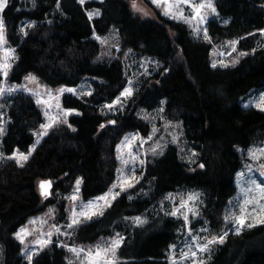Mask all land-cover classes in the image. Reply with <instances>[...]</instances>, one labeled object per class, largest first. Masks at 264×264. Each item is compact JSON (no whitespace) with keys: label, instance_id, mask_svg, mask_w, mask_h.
Returning <instances> with one entry per match:
<instances>
[{"label":"trees","instance_id":"trees-1","mask_svg":"<svg viewBox=\"0 0 264 264\" xmlns=\"http://www.w3.org/2000/svg\"><path fill=\"white\" fill-rule=\"evenodd\" d=\"M215 8L217 15L206 25L210 40H205L192 36L181 22L136 17L127 0L83 5L78 0H8L0 15L6 44L14 50L6 82L19 84L34 74L49 87L74 88L89 78L92 93L61 96V107L77 114L51 129L23 167L6 158L28 150L43 113L28 94L0 98V264H30L16 234L52 202L43 201L40 181L49 180L51 190L67 194L81 179L83 201L108 191L116 178V147L122 137L149 133V125L136 115L138 108L163 107L195 150L194 162L186 163L178 147L167 144L162 154L147 158L140 183L129 191L134 197L120 194L102 216L79 224L69 244L92 245L119 233L118 264H169L170 248L185 227L181 219L158 209L167 195L187 191L200 192L203 203L190 229L206 222L211 232H224V211L236 194L234 181L242 167L236 148L264 141V112L240 104L252 90L264 89V38L259 35L264 0H215ZM92 10L99 15L89 19L86 14ZM111 31L124 50L153 58L161 68L151 83L139 88L131 107L106 117L103 105L112 103L126 83L121 61H103L93 37ZM230 40H237V51L247 55L233 66L213 67L212 45ZM110 118L114 124L108 123ZM137 216H147L146 223L136 226L131 218ZM57 242L41 249L31 264H70L69 253ZM204 264H264V224L229 232Z\"/></svg>","mask_w":264,"mask_h":264},{"label":"rangeland","instance_id":"rangeland-1","mask_svg":"<svg viewBox=\"0 0 264 264\" xmlns=\"http://www.w3.org/2000/svg\"><path fill=\"white\" fill-rule=\"evenodd\" d=\"M86 1H89V0H85V2ZM95 1H101V0H95ZM127 1H128V5L132 13L136 17L142 20L149 19V20H154V21L160 20V17H161L164 19L181 22L188 27V29L191 32V35L194 37L204 36L203 29L206 28L208 21L213 19L217 15V11L215 14L209 12L207 21L204 24L200 25L201 31L199 33H196L193 31L192 26H190L189 24H186L181 20L170 19L169 17L164 16L162 14V8H158L155 5H153L151 0H137L138 7L143 9V12H147L148 15H144L143 12H138V11L133 10L132 0H127ZM213 3L215 5V0H213ZM95 11L96 10L88 11L86 15L88 16L89 12H95ZM190 13H191V10L185 7V14L188 15ZM97 16L98 15H93L91 19ZM193 24H195V22H193ZM259 35L261 36V39L264 38V35L261 34V31L259 32ZM93 37H94V40L98 42V44L100 45V56L99 57L103 61H107V62H111L115 60L121 61L123 65L124 76L126 79L124 89L125 88L132 89V95L130 97L124 98V97H121V94H120L118 97H121L122 103L113 107L111 110H109V108L106 107V105L108 104L103 105V111L106 117H113V116H116L118 113H121L125 111L127 108L132 106V100L134 99V96L139 90V88L143 84L152 82V80L154 79V76L158 74V72H160L159 70L161 68V64L153 58L139 57L135 55L134 53H132L131 51L124 50L122 47H120L116 34L113 31L109 32L105 36L94 35ZM97 37H99V39H97ZM231 41H237V40H230L228 42L212 45L211 58H210L211 65L215 63L216 67L226 68V67L221 66V61L224 64H227L228 65L227 67L237 64V63L233 64V61L239 60L242 57L240 55L241 52L237 51L236 49L237 43L235 45L236 50L233 51V46L230 44ZM8 49H12V48L7 46L6 41L5 43L0 44V62L3 61L4 52ZM13 57H14V53L11 54V57L8 61L9 63H11V61L13 60ZM0 76H1L0 87H3L5 89H8V88L14 89L12 92L5 91L2 95H0V98L8 94L22 92V93L30 95L35 100L36 103L38 99H40L41 101H44L39 104L37 103V105L40 107L43 113V120H44L43 124L49 123L48 117L45 116L46 111L48 112L49 116L59 115L60 121L55 123L52 128L48 129V132L54 127L66 124L62 122L65 118L64 112L62 110H66V109H63L60 105V99L64 93H70L73 96L78 97V98L87 97L89 96L87 93L89 92L92 93L91 79L89 78L84 79L78 86L71 88V89L76 90L75 93L65 91L63 94H60L59 90L61 88H65V89H69V88L49 87L43 84L34 74L26 75L19 84H8L5 80V77L2 71H0ZM29 76L34 77L35 80L32 81V80L27 79V77ZM129 81H131V84L129 83ZM262 94H264V89L252 90L247 96H245L240 101L242 108L244 109L252 108V109L261 111L259 108L256 107V103L259 101V98ZM57 103L60 105L59 108L56 107ZM245 105H247V107H245ZM135 112H136V115L143 122L149 125V133L147 134V136L144 137L138 132H128L122 137V139L120 140V142L118 143L116 147V155H117V160H118V169H122L123 173L118 172V169H117L116 178L113 184L117 183V177L121 176L122 174L131 176L133 174V170H134L136 179L139 181L138 183H140L141 176H142L141 174L142 168L144 167L145 162L147 161V158H149L150 156H155V155H159L160 153H162L167 144H173L177 146L180 151V156L182 160L192 165V163L194 162L195 156H196V152L190 145H188L183 140L182 129H181L180 124L172 120H168L166 118L163 112V107H159L157 109H154L153 111H147L145 109L138 108L135 110ZM261 112H264V111H261ZM73 114H77V113L72 111L70 115H73ZM111 120L112 118L109 119V121ZM2 124H3V115H0V128H2ZM109 124H112V123H109ZM43 131L44 130L40 126L34 132V142L28 148V150L23 153L26 154L30 149L33 148V146L36 149V147L40 144L42 139L46 136L44 135L41 137L38 135L39 133ZM1 134L2 133H0V135ZM173 136L177 137L175 141H173ZM149 137L151 138L149 139ZM125 138H128V139L126 140ZM38 139H39V143H37ZM128 143H131L132 145L131 148L127 147ZM157 145H159L160 147H157L156 154H153L152 149L156 147ZM255 148H264V141L255 143L247 149L236 148L237 152L242 157V167L239 170V172L236 174L235 181H234L235 186H236V194L232 199H230V201L227 204L228 206L226 207V211H224L225 213L224 215L225 222H223L224 232L221 235L211 232L209 227L205 225L206 222H204L205 224L201 225L196 230L190 229L191 222L197 219L198 217H200V209L203 204L202 195L200 192H194V191H187L183 193L175 192V193L167 195L164 201L161 202L158 210L163 213H170L180 207V203L182 199L187 200V197L190 194H193V193L198 194V199L193 202H190V206L194 207L196 211L199 213V215H193L192 213H187L186 209H181V212L178 213L177 217H174L176 219H181L183 221L185 232L181 236L179 242L175 245V247L170 248V251L168 254L169 264H171V259L177 260L179 264H192L191 257L188 260H182L180 257V253L188 251L189 247H191L193 251H197V245L206 244L213 237H217V238L219 236L225 237V233L228 234L229 232L236 233L237 226L235 224L233 217H238L241 215V208L244 206V200L246 198L258 197L259 195V193L256 191H253L252 193H248L247 196L245 195V190L247 188L252 187L250 180H255L258 184H261L262 186H264V176L260 175L259 162H254L253 160L249 158V150L255 149ZM16 152L17 151H15L14 153ZM33 152L34 151H32V153ZM129 152H131L132 154L131 156L129 155ZM193 153H195V155H193ZM132 156H135L136 159L133 160ZM8 157L6 159H8ZM0 160H2V158H0ZM9 160H13L16 163L14 159H9ZM141 160L144 161L143 164L140 163ZM123 161H127L128 163L125 165ZM261 162H264V158L261 159ZM249 164L252 166V171H249V169L246 167V165H249ZM240 173H244V175L240 176L239 175ZM77 180H81V179H77ZM138 183H134V186L132 188H128L125 191L121 192L119 187L114 189V191L119 192L120 194L128 192V194H130V197H134L132 196L131 193H129V191L133 190ZM113 184L110 186V188L108 189L106 193H108L109 190L112 189ZM80 186L81 184L79 185L78 193H75L74 191L76 188V184L71 189V191L67 194H63V193L60 194L58 192L50 190V195L47 197V199H45L43 196L42 198H43V201H52L51 204L50 203L48 204V206L45 208L43 213H41L40 215L36 217L31 218L27 222V224L22 227L23 229H26L27 232L30 234L25 235L23 243H21L19 239L17 240L22 245V250H23L22 254L24 258L30 264L32 260L31 262L29 261L28 255L33 254L32 255V259H33V257L41 249L45 247V245L38 244L37 243L38 240H42V239L50 240L51 241L50 243L54 242V240L59 241L57 242V244L62 246L64 249H66V251L69 253L70 261L73 264H80V259H78L74 253L69 251L70 248H77V249L82 248L85 251H87L88 249L95 250V247L98 244L104 245L106 243H110L113 238H116V235H114L110 238L100 239L92 245L79 246V245L69 244L71 236H72V232L74 231V229L79 224L85 221H88V219L84 217H79V220H80L79 224L74 225L72 228L67 227V225L71 223L72 209L75 208L77 213H79L81 211L82 205H87L90 201H94L97 198L95 197L91 200L83 201L80 197ZM39 193H41V189H39ZM73 194H76L78 196V199L74 202L68 199V197L72 196ZM113 201L114 200H111V203ZM99 203L103 204L102 201ZM260 203H264V200H261ZM254 207H255L254 204L248 205L247 209L249 212H251V210ZM184 213H186L189 217V223L187 225H185V221L183 219ZM252 215L253 217H255L257 213H252ZM97 216H100V215H97ZM97 216H94L93 218ZM139 217L147 221V216H139ZM225 217H229V219L225 220ZM32 221H35V223H31ZM131 221L134 223L133 218H131ZM248 223H255V225L260 224L256 222L254 219L246 220V224ZM224 227L226 229H224ZM22 228H20L18 232H20ZM56 228H59L60 231L56 232ZM246 228L248 227L245 226L241 230L246 229ZM49 232L52 233L50 237L47 235ZM16 238H17V235H16ZM50 243H48L47 245H49ZM219 244L220 243L217 241L216 243L209 244L207 251L205 252L197 251V258L202 259L205 262L211 256V252ZM83 255L84 253H81V257H83ZM116 259H117V256H116ZM117 264H118V259H117Z\"/></svg>","mask_w":264,"mask_h":264},{"label":"snow or ice","instance_id":"snow-or-ice-1","mask_svg":"<svg viewBox=\"0 0 264 264\" xmlns=\"http://www.w3.org/2000/svg\"><path fill=\"white\" fill-rule=\"evenodd\" d=\"M78 2L83 5L85 3V0H78ZM152 4L155 5L158 8H162V14L166 17H169L170 19L175 20H181L186 24H189L192 26V29L194 32L199 33L201 31L200 25L204 24L207 21V17L209 12L215 14L216 8L213 3V0H151ZM8 6V0H0V13H3L4 9ZM59 7V4H58ZM185 7L191 10V13L186 15L185 14ZM132 8L135 11L143 12V9L138 7L137 0H132ZM144 15H148L147 12H143ZM93 15H99V11L96 10L95 12H89L88 16L89 19L93 17ZM195 22V24H193ZM28 27H31V25H28ZM4 30H5V21L2 17H0V44L5 43L4 38ZM21 31L23 32L24 29L22 28ZM204 32V38L205 40H210L208 36L207 29H203ZM27 34V33H25ZM261 34L264 35V30H261ZM99 39V37H97ZM103 42V41H102ZM237 41H231L230 44L233 46V51H235V45ZM14 53L13 49H8L4 52V59L2 62H0V71L3 72V75L5 78L8 76V70L11 67L10 63L8 62L11 54ZM241 56L247 55V53L241 52ZM238 60H234L233 64L237 63ZM213 67H216V64L213 63ZM221 66L227 67V64H224L221 61ZM27 79L34 81V77H27ZM131 84V81H129ZM14 89L8 88L5 89L3 87H0V95H2L5 91L12 92ZM65 91L75 93V89H65L61 88L59 90L60 94H63ZM88 95H91V93H87ZM132 95V89L131 88H125L124 91L121 93V97L127 98ZM121 97H117L115 101H113L112 104L106 105V107L111 110L113 107L119 105L122 103ZM58 99V97H57ZM44 101H41L40 99L37 100V103H42ZM57 108L60 107V105L57 103ZM247 107V105H245ZM256 107L259 108L261 111H264V94H262L259 98V101L256 103ZM64 112V120L63 123H67V116L72 113V109L68 110H62ZM162 111V109H161ZM45 116L48 117L49 123L41 124V128L44 130L43 132L39 133V136L47 135L48 129L52 128L53 125L60 121L59 115L57 116H49L48 112H45ZM109 123L114 124L115 121H109ZM71 127V125H69ZM101 127H104V125H101ZM155 131V129H154ZM3 132V128H0V133ZM151 137H149L150 139ZM176 136H173V141L176 140ZM126 140L128 138H125ZM37 143H39V139L37 140ZM127 147L131 148V143L127 144ZM160 147L157 145L152 149L153 154H156V148ZM35 150V147L33 146L32 149H30L26 154L23 152H19L17 150L16 153H13L12 156L8 157V159H14L17 164H19L20 167L24 166V162L28 160V157L32 154V151ZM162 154V153H160ZM129 155L131 156V152H129ZM195 155V153H193ZM3 157V154L0 153V158ZM249 158L253 160L254 162H259V170L260 175L264 176V162H261V159L264 158V148H255L249 150ZM132 159L135 160L136 157L132 156ZM126 165L128 162L123 161ZM141 164L144 163V161H140ZM201 168L204 167V165H200ZM246 167L249 169V171H252V166L246 165ZM118 172L123 173L122 169H118ZM240 176H243L244 173H240ZM139 181L136 179V176L133 174L131 176L128 175H121L117 177V183L113 184L112 189L109 190L108 193H105L102 196H99L94 201H90L87 205L81 206V211L77 213L76 209H72V217H71V223L67 225V227L72 228L74 225H77L80 223L79 217H84L88 220H91L94 216L100 215L102 216L104 214V210L107 207H111V200H115L117 196L120 195L119 192L114 191L117 187L120 188V191H125L128 188H132L134 186V183H138ZM250 183L252 185L251 188H247L245 190V195L247 196L248 193H252L253 191H256L259 193L258 197H252V198H246L244 200V206L241 208V215L238 217H233L235 224H236V233L239 234L240 230L247 226L249 228H252L255 226V223H248L246 224V220L248 219H254L256 222L260 224H264V203H260L261 200H264V186L261 184H258L255 180H250ZM81 184V180L76 181V188L75 193L79 192V185ZM52 186V182L49 180H42L40 181L39 187L41 189V195L47 199L48 195H50L49 189ZM111 198V200H110ZM71 201H76L78 199V196L76 194H73L72 196L68 197ZM198 199V194H190L187 197V200H181L180 207L176 210L166 213V215H171L173 217H177L178 213L181 212V209H186L187 213H192L193 215H199V213L196 211L194 207L190 206V202H193ZM103 202V204H100L99 202ZM255 205V207L251 210V212L248 211L247 206L248 205ZM252 213H257L255 217H253ZM183 219L185 221V225L189 223V217L186 213L183 214ZM229 217H225V220H228ZM134 223L136 226H142L144 223H146L145 220H143L141 217L137 216L133 218ZM31 223H35V221H32ZM55 227V226H53ZM59 228H56V232H59ZM30 233L27 232L26 229H21L20 232H18L17 239L20 240L21 243L24 242L25 235H28ZM49 237L52 235L51 232L47 234ZM227 235V233H225ZM123 241V237L120 236L119 233L116 234V238H113L110 243H106L104 245L98 244L95 247V250L88 249L85 251L84 249H77V248H70L69 251L75 254V256L80 259V264H117V250L121 246V243ZM223 243L224 242V236L213 237L211 240H209L206 244L203 245H197V251L205 252L208 250V245L213 244L216 242ZM50 240H38L37 243L41 245H47L50 243ZM171 247H175V245H172ZM197 251H193L191 247H189L188 251L181 252L180 257L182 260H188L190 257L192 259V264H204V261L202 259L197 258ZM81 253H84L83 257H81ZM32 255H28V259L31 262ZM171 259V258H170ZM71 264V262H70ZM171 264H179V262L175 259H171Z\"/></svg>","mask_w":264,"mask_h":264},{"label":"water","instance_id":"water-1","mask_svg":"<svg viewBox=\"0 0 264 264\" xmlns=\"http://www.w3.org/2000/svg\"><path fill=\"white\" fill-rule=\"evenodd\" d=\"M51 188H52V186H51ZM51 188L49 189V192H50V190H51ZM41 194V193H40ZM42 196V195H41ZM49 196V195H48Z\"/></svg>","mask_w":264,"mask_h":264}]
</instances>
